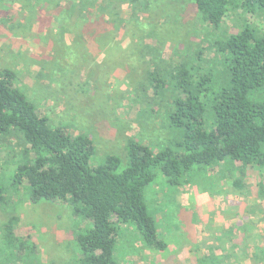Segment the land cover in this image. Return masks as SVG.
<instances>
[{"label":"trees","instance_id":"1","mask_svg":"<svg viewBox=\"0 0 264 264\" xmlns=\"http://www.w3.org/2000/svg\"><path fill=\"white\" fill-rule=\"evenodd\" d=\"M97 1L35 0L31 9H50L63 22L64 32L86 34L101 46L102 25L89 26V32L85 24L102 20L113 27L111 12L81 14ZM114 1L110 8L115 10L127 3L133 25L152 1L168 14L160 0ZM185 1L194 5L200 30L195 26L186 34L176 33L173 57L155 63L148 57L146 82L139 84L137 95L139 115L155 116L167 132L159 140L127 137L125 164L114 154L95 162L89 136L51 125L47 114L19 87L14 69L0 68V139H7L14 153L7 162L9 182H0V209L15 213L20 204L41 200L68 207L75 242L68 264H120L115 248L120 229L127 224L134 226L144 246L166 249L167 241L148 208V186L158 174L171 186L191 185L204 177L207 167L225 163L238 177L253 169L259 185L264 182V0H177L182 11L173 10L176 15L187 11ZM0 2L8 10L16 0ZM63 4L66 8L60 10ZM75 7L76 20L70 23L67 18ZM112 16L121 19L120 12L113 11ZM9 17L5 19L10 21ZM192 32L203 46L196 47ZM109 33L105 31V39ZM158 39L162 44L168 41ZM152 46L157 47L145 43ZM161 102L165 105L160 110ZM1 163L5 162L0 159ZM18 219L11 214L0 223V264H47L39 256L33 233L15 232ZM213 263L220 264L206 257L196 260Z\"/></svg>","mask_w":264,"mask_h":264},{"label":"rangeland","instance_id":"2","mask_svg":"<svg viewBox=\"0 0 264 264\" xmlns=\"http://www.w3.org/2000/svg\"><path fill=\"white\" fill-rule=\"evenodd\" d=\"M33 2L35 0H16L8 10L0 7V68L14 69L19 87L47 114L51 125L89 136L95 146V162L107 154H114L125 164L123 144L127 137L141 135L159 140L164 136L167 131L158 126L159 119L155 116L143 119L139 115V84L146 82L148 57H152L154 63L173 57L172 43L176 33L186 34L187 29L195 26L200 30L195 21L194 5L185 1L187 11L176 15L175 10L182 11V2L160 0L163 12L168 15L162 14L152 1L134 26L129 23L132 19L128 16L127 3L116 6L115 10L110 8L114 0H98L92 7L81 10L82 16L89 13L93 16L98 11L107 15L111 12L115 26L109 25L108 21L104 24L102 20L85 24L89 32L92 30L89 26L97 22L102 25L104 38L101 46H97L86 34L77 37L70 31L64 32L58 15H52L46 7L37 6L32 10ZM60 7V10L66 8L64 4ZM113 11L120 12L121 21L112 16ZM76 12L77 7L70 9L68 22L76 20ZM8 15H11L10 21L5 19ZM105 31L110 32L106 39ZM196 35L191 33L196 47L203 46ZM158 38L168 41L162 44ZM145 43H154L157 47L147 48ZM116 45L119 46L117 49ZM183 52L188 54L187 49ZM145 104L148 108L151 106L148 101ZM164 105L161 102L157 108L161 110ZM13 156L10 143L3 138L0 141V159L5 163L0 166V182H9L11 175L6 171L7 162ZM207 168L204 177L191 185L171 186L161 174L149 184L148 208L154 215L159 234L166 241H169V236L171 239L177 237V228L186 227L194 220L196 209L193 199L200 193H205L211 203L215 200L214 206L227 198L232 200V205L242 211H232L231 220L243 229L249 230L251 221L256 224L264 222V182L259 185L257 172L248 169L247 174L238 177L236 171L231 172L232 166L225 163ZM18 210L7 213L0 209V223L11 214L17 215L15 232L25 234L31 231L39 256L47 264H68L75 243L69 208L41 200L20 204ZM246 222L248 225H244ZM159 253L161 250L141 243L132 224L121 227L114 254L120 264H158L160 261V264H173L166 253L158 256ZM259 255L263 256L264 252H259Z\"/></svg>","mask_w":264,"mask_h":264},{"label":"crops","instance_id":"3","mask_svg":"<svg viewBox=\"0 0 264 264\" xmlns=\"http://www.w3.org/2000/svg\"><path fill=\"white\" fill-rule=\"evenodd\" d=\"M193 202L196 209L194 220L186 227L177 228V237L171 239L169 236L166 249L158 256L166 253L173 264H196V260L202 257L218 259L220 264H264V255H259L264 252V222L256 224L251 221L250 229H243L231 220L232 211L242 209L233 206L229 198L214 206L215 200L211 203L205 193H200Z\"/></svg>","mask_w":264,"mask_h":264}]
</instances>
